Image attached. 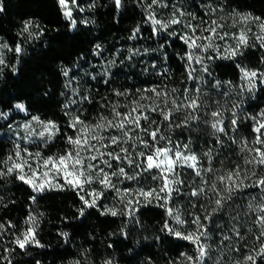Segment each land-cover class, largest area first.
<instances>
[{
	"label": "trees",
	"instance_id": "obj_1",
	"mask_svg": "<svg viewBox=\"0 0 264 264\" xmlns=\"http://www.w3.org/2000/svg\"><path fill=\"white\" fill-rule=\"evenodd\" d=\"M0 2L4 7V11L0 12V36L12 47L20 44L23 48L19 55L12 51L9 53L7 63L0 72V113L10 116L9 119L0 118V162L12 152L13 144L6 134L8 125L19 117L39 116L41 120L55 121L61 126V134L47 145L48 154L66 148L65 134L73 133L67 127L68 117L64 115L66 110L62 106L72 95L71 89L66 87V81L71 77H75L72 87L78 89L81 96L91 97L90 103L76 105L87 120H95L97 113L102 111V98L126 102L123 98L115 97L113 89L131 91L133 95L128 97L131 100L136 89L166 84L169 88L182 90L185 86L186 61L181 58L185 55L186 46L178 36L170 37L163 31L153 35L152 26L146 19L147 5L151 0H122L119 8L114 0H99L90 11L93 22L88 25L76 23L75 27L62 15L58 0ZM167 2L188 3L199 16L207 17L206 9L199 6L205 0ZM211 2L214 6L222 4L225 15H232L235 11L264 18V0ZM153 10L157 11V8ZM158 16L167 20L164 14L157 13ZM26 21L38 25L31 40L24 37V33L21 35ZM137 27L140 32L135 39H130ZM168 32H177L174 25ZM96 45H100V48L96 49ZM137 49L139 54L134 55ZM241 51L243 55L208 61V73L202 75L197 71V75L202 76L199 83L206 94L201 97L202 101L207 100L206 111L214 110L217 103L223 105L227 125L229 110L233 105H239L236 111L242 118L234 134L238 141L241 138H253V122L246 117L264 108V85L258 84L253 91L245 92L240 78L242 67L264 71V47L258 42ZM66 69L70 70L68 77L63 75ZM164 69L168 71L161 75ZM105 79L108 80L107 84L104 83ZM215 81L220 82L219 87H214ZM17 103L25 104L26 114L15 112L14 105ZM206 119L211 118L202 116L201 121L193 122L188 128L172 129L169 133L172 140L182 143L190 140L191 147L198 153L210 145L217 147L213 130L203 122ZM219 135L228 147L219 150L220 154L215 157L212 166L220 167V161L223 160V166L231 168L232 161L239 156L235 151L237 145L231 144L223 134ZM4 168L5 165L0 163V169ZM181 171L186 183L192 179L188 170ZM151 177L152 173L143 174L144 183L150 182L148 187L154 184ZM183 191H188L187 186ZM33 196L35 201L31 199ZM238 197L235 204L241 212L240 223H244L251 216L243 215L245 205L252 197H256V202H259L261 193L249 188L239 193ZM187 199L186 196H176L172 201L183 210L186 218L187 210H192H186ZM98 203L105 205L104 201ZM82 207L79 195L70 188L34 193L15 174L0 176V224L5 226L0 229V264H106V261L112 264H180L181 253L194 249L188 241L164 230L165 223L172 226L173 220L166 216L165 209L155 201L147 204L141 202L134 207V213L122 211L115 217L102 215V209L97 208H86L81 216L79 210ZM192 211L199 214L198 209ZM30 215L36 219V239L42 246L29 244L21 249L15 243V238L30 226L26 223ZM214 219L227 230V216ZM9 222L14 227H10ZM211 231L216 237L218 230L212 227ZM244 231L242 228L241 232ZM63 233H67V237ZM248 244L252 246L251 234L248 235ZM205 264L216 263L209 257Z\"/></svg>",
	"mask_w": 264,
	"mask_h": 264
},
{
	"label": "snow or ice",
	"instance_id": "obj_2",
	"mask_svg": "<svg viewBox=\"0 0 264 264\" xmlns=\"http://www.w3.org/2000/svg\"><path fill=\"white\" fill-rule=\"evenodd\" d=\"M114 3L117 8L121 6V0H114ZM58 4L64 18L71 21L72 27H75L73 10L84 9L79 6L77 0H58ZM199 6L206 9L207 20L193 12H185L183 7H177L175 2L170 5L167 0H151L147 5L146 19L152 26L153 35L163 31L170 37L178 36L186 46L185 55L181 58L186 61L187 73L182 90L176 87L169 88L166 84L162 87L152 86L136 89L134 98L128 100V97L133 95L131 91L113 89V95L123 98L126 102L121 103L119 99L108 101L102 98L104 100L100 104L102 111L97 113L94 121H88L82 119L83 112L79 108L73 112L72 107L85 102L90 103L91 97L81 96L78 89L72 87L75 77H71L66 81V87L71 89L72 95L62 106L66 110L64 115L68 117L67 127L73 133V135L65 134L67 147L59 153L44 155L40 151L31 152L27 147L22 149L21 145L16 143L14 152L0 162L6 165V168L0 169V176L15 174L16 178L31 187L34 193L70 188L77 192L82 202L83 207L79 210L81 216L84 215L86 208L102 209V215L113 217L121 214L122 211L130 210L129 214H131L136 210L133 204L156 201L165 209L166 216L175 222V226H170L166 222L164 230L194 246L195 256L181 253L189 264H204L205 258L209 255L210 246L206 241L213 236L212 227L218 230L215 235L220 245L228 247L225 242L230 244L234 239L240 245L229 249L237 253L234 264H264V110L246 117L253 122L251 127L253 138L251 140L241 138L238 141L234 134L242 118L236 111L239 105H233L229 110L227 125H225L223 105L217 103L214 110L206 111L207 100H201L206 94L202 92L199 83L202 76L197 75L196 67L199 66L201 73H208V61L214 58L230 59L243 55L241 49L249 46L248 33L252 30L251 24L259 27L260 33L253 35L255 40L260 42L261 47H264V18L234 11L232 15L237 19H234L233 23H240L243 27L238 33H229L225 30V24L221 22L224 12L222 4L214 6L211 0H205ZM154 7L170 8L169 19H158ZM3 11V3L0 2V12ZM217 13L221 15L217 16ZM213 16L216 18L213 19ZM173 25H180L181 31L168 32ZM31 26L32 22L26 21L21 35L23 33L34 35L29 31ZM139 32L140 29L137 27L130 39H135ZM229 39L234 40L235 44H229L227 42ZM217 41L224 43L221 45ZM99 48L100 45H96V49ZM2 49L17 55L23 51L20 44L14 47L6 43L0 44V50ZM209 51L213 52L215 57L206 55ZM133 54H139V50H135ZM4 63L3 52L0 51V65ZM69 71L64 70L63 75L68 77ZM167 71L164 69L161 75L166 74ZM240 72V78L245 82L242 87L248 91H253L257 83L264 85V71L242 67ZM107 75L108 73L105 72V76ZM104 83L107 84L108 80L105 79ZM219 85V81L214 82V87ZM14 107L27 113L24 103H17ZM7 115L0 113V118L6 119ZM202 116L211 118L203 122L213 130L217 147L210 145L198 153L191 147L190 140L188 143L172 140L169 134L172 129L188 128L193 122L201 121ZM33 124L39 126V132L35 131ZM8 127H11V124ZM23 128L30 130L25 137L26 140L35 138L42 146H46L61 134L59 124L53 120H41L39 116H32ZM219 134H223L231 144L237 145L235 151L239 156L237 160L232 161L231 168L224 167L223 160L220 161V167L212 166L213 160L220 154L219 150L228 147L220 139ZM129 169L132 170V174ZM185 169L192 177L187 183L182 178L181 170ZM145 172L155 173L151 178L159 182L156 187L121 189L114 182V178L120 184L125 180L139 182L141 174ZM93 185L100 187H92ZM185 186L188 188L187 192L183 191ZM249 188L259 190L261 199L259 202H256V197L248 200L243 215L251 214V216L244 223H240L241 212L236 208L235 202L239 198L238 194ZM105 190H111L116 194L119 203L124 205L123 210L116 205L108 207L98 203L105 198ZM174 194L177 197L186 196L188 198L186 210L198 209L199 214L187 210L186 218L180 208L172 203ZM31 199L35 201V196ZM234 210L235 215H233ZM218 216L221 219L223 216L228 217L227 230L223 224L214 219ZM26 223L30 226L21 236L15 238L17 246L21 249L29 244L42 246L36 239L35 217L30 215ZM9 226L14 227L10 222ZM4 228V224H0V229ZM242 228L245 229L243 233ZM249 234L252 237L251 247L248 244ZM62 235L67 237L68 234ZM106 264L112 262L106 261Z\"/></svg>",
	"mask_w": 264,
	"mask_h": 264
},
{
	"label": "rangeland",
	"instance_id": "obj_3",
	"mask_svg": "<svg viewBox=\"0 0 264 264\" xmlns=\"http://www.w3.org/2000/svg\"><path fill=\"white\" fill-rule=\"evenodd\" d=\"M98 1L99 0H77L79 6L81 8H83L84 10L83 11H79V10H76V9L73 10V19L76 21V23H79L80 25H88L91 22H93V19H92V16L90 14L91 13L90 11H92V9L95 7V5L98 3ZM175 3L177 4V7H183V9L185 10V12H193L198 17H201V16H199L198 12H196L195 10H192V8L190 7V5L188 3H185V2H175ZM121 4H122V0H121ZM169 4L171 5L172 3H169ZM157 11H156L157 13H159L160 15L164 14V16L167 19H169L170 12H171V9L170 8H157ZM239 13H243V12H239ZM243 14H247V13H243ZM219 15H221V14L220 13H217V16H219ZM252 16H254V15H252ZM254 17H257V16H254ZM157 18L158 19H161V17H159V16ZM212 18L215 19L216 16H213ZM185 19H187V17H185ZM204 19L207 20L208 19V16L206 18H204ZM234 19H237V18L233 17V15H225V13H223V20L221 22L225 24V30L228 31L229 33H238L239 30L243 27V25H241L240 23H235L234 24L233 23ZM31 22H32V26H31V28H30L29 31L35 35L36 30L38 28V25L35 24L33 21H31ZM192 23H197V21H192ZM250 27H251L252 30H251V32L248 33V35H249V46L252 45L253 43H258L259 42V41L255 40V37H254L253 33H255V34H259L260 33V29H259V27L256 24H251ZM174 29H176L177 32H180L181 31V26L180 25H174ZM34 35H29L28 33H24V37H28L30 40L34 37ZM227 42L229 44H233V45L235 44V41L234 40H231V39H229ZM4 43H6L10 47H12L7 42L6 39H4L3 37L0 36V44H4ZM217 43L223 45L224 42L217 41ZM0 51L3 52V57H4V61H5V63L3 65H0V72H1V70L3 69V67L7 63V58H8L9 53L11 51H8L7 49H2ZM206 55H212V56L215 57V54L213 52H211V51H209L208 53H206ZM196 67H197V69L199 71V66L197 65ZM197 74H199V73H197ZM202 75H203V73H202ZM244 83L245 82L242 81V86L244 85ZM258 84L259 83H257V85ZM243 89L246 90L245 92H248V90L245 87H243ZM77 108H79V106L74 105L72 107V111L75 112V110ZM261 110H264V108L261 109ZM15 112H21V111L15 109ZM259 112H257V113H259ZM23 113L26 114L25 112H23ZM9 118H10V116L7 115V119H9ZM82 119H85L84 112H83ZM30 120H31V117H29V118H27V117H24V118L23 117L16 118V120L12 121L11 127H9L7 129L6 136L11 140V142L13 144V149H12L11 154L15 150V144L16 143H19L21 145V148L22 149L24 147H27L29 149V151H31V152L40 151L44 155H51V154H48V151L46 149L47 145H49L50 142L46 146H42L39 141H36L35 140V138H33L32 140H26L25 139V137L27 136L28 131H30V130H25L23 128V125L25 123L29 122ZM85 120H87V119H85ZM88 121H94V120L92 119V120H88ZM33 128L35 129L36 132H39L40 131L39 126H37L35 124H33ZM17 137H19V139H17ZM66 147H67V144H66ZM59 152H61V151H59ZM59 152H57V153H59ZM5 168H6V165H5ZM129 172H130V174H132V170L131 169H129ZM143 174L144 173L141 174V176L139 178V182H137L135 180H133V181L125 180L122 184H120L118 181H115V178H114V182H116L117 183V186L120 187L121 189L131 188V189L135 190V189H137L139 187H144L145 189H147V188H149L148 186L150 185V182L148 181L147 184L144 183V180L142 179L143 178ZM154 174L155 173H152V175H154ZM61 183H62V181H61ZM158 183H159L158 181H154V184H153L152 187H156ZM92 187L99 188L100 186L93 185ZM104 197L105 198L104 199H101L100 201H104L106 206L112 207V206L116 205L119 208H123L124 207L123 204H120L119 203V201H118V199L116 197V194L113 191H111V190H105ZM174 197H176L175 194L173 195V198ZM135 206H136V204H133V207H135ZM180 211H181V213L183 215H185L183 213V210L181 208H180ZM173 225L175 226V222L174 221L172 223V226ZM206 243L210 247H209V255H208V257L205 258L204 264L206 263V260L209 257H210L211 261L212 262L214 261V263H216V264H217V261L220 264H234V261L237 258V253L232 252L229 249L231 247L240 246V245L237 244V242H235L233 240L229 244V242L226 241L225 244H228L229 246L228 247H224V245H220L219 244L218 239L213 235L211 239H209V240L206 241ZM184 253H186L187 255H191V256H195L196 255L194 249L193 250L186 251ZM180 262H181L180 264H189V262H187L184 259L183 256L180 258Z\"/></svg>",
	"mask_w": 264,
	"mask_h": 264
}]
</instances>
